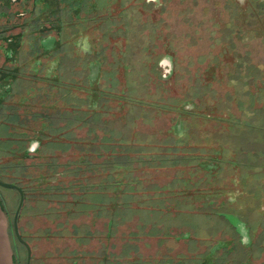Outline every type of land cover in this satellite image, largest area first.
<instances>
[{"label":"flooded vegetation","instance_id":"1","mask_svg":"<svg viewBox=\"0 0 264 264\" xmlns=\"http://www.w3.org/2000/svg\"><path fill=\"white\" fill-rule=\"evenodd\" d=\"M159 1L0 0V180L14 185L0 190L12 221L24 197L18 264L22 250L25 264H264V69L238 47L264 38L258 1L220 0L234 88L221 96L207 61L163 96L178 64L145 20ZM129 207L136 230L117 238Z\"/></svg>","mask_w":264,"mask_h":264},{"label":"rangeland","instance_id":"2","mask_svg":"<svg viewBox=\"0 0 264 264\" xmlns=\"http://www.w3.org/2000/svg\"><path fill=\"white\" fill-rule=\"evenodd\" d=\"M145 20H150L156 27V20H160V25L154 29V40L163 44L167 41H171L174 47V52L177 61V76L176 82L170 91L163 93V96H167L170 92L172 94H181L185 91L188 85H194L192 79L196 74H200L205 69V62L207 61L209 66L213 65L214 74L208 78V84L211 88L217 90V96H221L226 91H233L234 88L227 82L225 75L226 69L229 67L226 65V58L220 57L222 44L218 37L221 35V26L224 20V16L228 18L225 13L222 1L220 0H160L159 3L155 2L150 4L148 10L144 13ZM149 30H146V33ZM162 34L158 37V34ZM152 41V40H151ZM238 47L241 51H250L252 61L258 63L264 69V38L257 37L255 39L248 40L247 43L243 41L239 42ZM165 49V46L160 48ZM167 50V47L165 51ZM218 57V59H217ZM220 57V58H219ZM214 59L219 60L221 65ZM211 67V66H210ZM264 75V73H263ZM214 76V77H212ZM205 82V81H204ZM199 85L197 87L199 88ZM241 87V86H240ZM165 88L161 87V90ZM169 90V89H168ZM241 91L239 90V93ZM216 93V92H215ZM216 98V95H213ZM243 99H248V95L243 94ZM167 116L162 115L157 119V122H166ZM8 204L10 212V222L13 219L15 206L12 202L13 190L11 188H1ZM135 197H129V202L132 204ZM134 203L133 206H135ZM129 217L127 222L118 224L116 231L118 236H121V230L123 232H131L136 230V223L138 221L137 209L133 207L128 208ZM85 216V215H84ZM83 216V217H84ZM92 214L86 215L83 220L85 222L91 221ZM91 217V218H90ZM104 221V222H102ZM108 221L101 219L97 224V228L100 231L107 229ZM33 228L32 230H34ZM260 234L263 236L264 231ZM228 236L227 233L225 237ZM116 239V238H115ZM69 240V239H68ZM71 238L68 242H73ZM182 247V246H181ZM23 258V264H25V254L21 251Z\"/></svg>","mask_w":264,"mask_h":264},{"label":"crops","instance_id":"3","mask_svg":"<svg viewBox=\"0 0 264 264\" xmlns=\"http://www.w3.org/2000/svg\"><path fill=\"white\" fill-rule=\"evenodd\" d=\"M0 264H18L7 200L0 190Z\"/></svg>","mask_w":264,"mask_h":264},{"label":"water","instance_id":"4","mask_svg":"<svg viewBox=\"0 0 264 264\" xmlns=\"http://www.w3.org/2000/svg\"><path fill=\"white\" fill-rule=\"evenodd\" d=\"M0 184H2V185H4V186H7V187H12V186H14V185L11 184V183L3 182V181H1V180H0ZM23 199H24V197L22 196V200H21V203L19 204V207H18V209H17V212H16V215H15L14 221L11 220V228H12V232H13V234H16L17 237H18L19 239H22V237H21V233H20V229H19L18 217H19V214H20L21 209H22Z\"/></svg>","mask_w":264,"mask_h":264},{"label":"trees","instance_id":"5","mask_svg":"<svg viewBox=\"0 0 264 264\" xmlns=\"http://www.w3.org/2000/svg\"><path fill=\"white\" fill-rule=\"evenodd\" d=\"M258 1V5H257V8H258V13L262 14L261 18L264 19V1H261V0H257ZM262 25V24H260Z\"/></svg>","mask_w":264,"mask_h":264}]
</instances>
